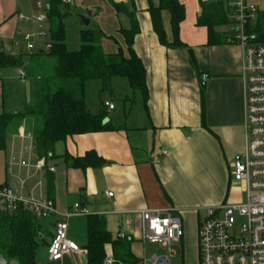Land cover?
I'll list each match as a JSON object with an SVG mask.
<instances>
[{"label": "crops", "instance_id": "crops-1", "mask_svg": "<svg viewBox=\"0 0 264 264\" xmlns=\"http://www.w3.org/2000/svg\"><path fill=\"white\" fill-rule=\"evenodd\" d=\"M88 1L91 7L101 6L109 13L112 33H103L114 41L104 40L102 48L104 53L113 54L123 47L118 29H129L130 17L117 14L108 0ZM178 1L184 7L179 39L186 47L181 49L161 46L153 32L148 8L150 4L157 8L159 0L120 2L138 25L133 51L145 70L147 101L137 98L132 102L131 90L118 94L122 112L106 110L110 131L74 136L57 144L54 157L43 162V169L37 168L40 160L35 156L27 123L8 136L6 149L0 154V185L13 186L25 199L51 202L60 213L70 212L76 204L88 212V216H73L67 221V238L79 251L66 254L59 262L49 261L47 250L55 223L63 219H38L35 264H87L90 217L103 219L112 242L117 244L105 245L106 259L121 255V244L135 260L148 261L160 253L141 241L140 212L147 209L174 210L182 221V240L175 246L170 264H199L197 233L206 211L242 201V187L232 183L230 171L233 157L245 147L243 51L231 43L209 46L207 28L197 27L200 3L216 2ZM73 3L69 0L67 5L75 10ZM29 5L30 0H0V53L20 60L16 67L0 68V115L22 112L33 101L34 83L17 76L19 70L26 72L30 56L44 47L37 43L33 53L25 52L21 36L28 23L18 19V11L21 7L31 13L34 6ZM222 7L226 14L223 3ZM161 21L170 42L167 12L161 13ZM227 27L231 25L218 28V32L230 37ZM20 46L23 51H18ZM201 75L207 76L203 88ZM19 95L24 98L21 111L15 105ZM104 102L111 103L101 101L99 109L89 112L97 114ZM162 151L167 155L157 163ZM90 153L104 164L85 169L74 166L76 159ZM20 183H24L22 189ZM108 193L113 196L106 197ZM120 233L125 240H118Z\"/></svg>", "mask_w": 264, "mask_h": 264}, {"label": "trees", "instance_id": "trees-1", "mask_svg": "<svg viewBox=\"0 0 264 264\" xmlns=\"http://www.w3.org/2000/svg\"><path fill=\"white\" fill-rule=\"evenodd\" d=\"M49 6V52H37L30 56L25 78H34L33 101L24 110L15 114L0 115V154L6 149L9 135L16 133L24 124H28L33 141L35 156L47 162L54 157V148L59 143L74 136L102 133L112 128L108 123L106 108L101 105L97 114L87 108V88L90 82L97 84L98 93H112L111 84L117 79H124L132 92V102L137 98L147 101L145 70L141 61L133 51L135 36L139 33L138 25L126 8L108 0L117 14L130 17L129 29H118L123 47H118L113 54L103 51L104 40L114 41L98 28H83L80 32V47L77 51H69L66 47V29L64 20L70 16L69 7L62 0H45ZM63 7L66 13H61ZM201 13L197 19V27H205L208 31V45L230 44L226 33L218 32V28L228 25L221 0L213 4L200 3ZM170 16L172 40L166 39L161 21V13ZM152 29L161 46L168 49H181L186 46L179 39V26L184 21V7L178 0H159L157 8L151 4L148 8ZM258 34L260 42H264V12L259 16ZM190 59L192 57L190 55ZM20 60L3 56L0 53V68L16 67ZM203 88V86H202ZM204 126V119L202 118ZM104 163L94 153L83 159H76V168L100 167ZM8 187L0 185V189ZM37 219L34 215L17 205L12 211L0 208V255L8 263L35 264V252L38 240ZM105 229L103 219L90 217L87 224V264H104L106 259L104 247L112 244ZM113 245H117L114 244ZM121 255L115 256L116 264H137L127 251L125 245L118 247Z\"/></svg>", "mask_w": 264, "mask_h": 264}, {"label": "built area", "instance_id": "built-area-1", "mask_svg": "<svg viewBox=\"0 0 264 264\" xmlns=\"http://www.w3.org/2000/svg\"><path fill=\"white\" fill-rule=\"evenodd\" d=\"M221 1L228 25L232 27L230 43L240 46L244 55L245 147L233 157L230 171L232 183L242 187L243 199L236 204L226 203L206 211L197 233L198 259L199 264H264V42H260L258 34V20L262 13L247 0ZM62 2L67 4L69 0ZM33 6L39 11L36 16L18 15V19L43 29L44 24H48L49 6L45 0H33ZM21 37L25 52L33 53L37 46L34 35L23 33ZM50 48V44H46L42 50L49 52ZM17 76L21 81L25 79L21 70L17 71ZM206 80L207 76L201 75L200 85L204 86ZM103 105L107 111L114 110L109 102ZM166 155L167 152L162 151L157 163ZM44 167L40 161L37 168ZM48 171L53 172V169ZM23 186L24 183H20L19 189ZM112 196V193L106 194L108 198ZM17 205L31 212L37 220L49 216L63 219L54 225V236L47 250L49 261L59 262L66 254L79 251L78 246L67 238V221L73 216H88L85 209L76 204L70 212L60 213L51 202L25 199L10 187L1 188L0 208L12 211ZM173 211L147 209L140 212L142 243L158 245L161 252L137 264H170L175 255L174 247L183 236L182 221ZM125 239L124 234L118 235V240ZM104 264L116 262L105 259Z\"/></svg>", "mask_w": 264, "mask_h": 264}, {"label": "rangeland", "instance_id": "rangeland-1", "mask_svg": "<svg viewBox=\"0 0 264 264\" xmlns=\"http://www.w3.org/2000/svg\"><path fill=\"white\" fill-rule=\"evenodd\" d=\"M23 1L26 2V0H23ZM70 1L73 2V0H70ZM202 1L216 2L217 0H202ZM248 2L250 4L257 6L260 10H262V8L264 7L263 0H248ZM74 3H76L75 10H73L71 6L68 5V7L70 8L68 12L70 16H68L64 20V25L66 29V47L69 51H77L80 47L79 36H80V32L83 30V26L78 20V15H85V16L88 15V18L91 21L90 28L96 27L98 29H101L102 32H104L105 34L112 33L110 32L112 25H111V19L108 16L109 13L107 14L106 11H104L101 6L91 7V5H89L88 0H74ZM30 5L31 6L33 5V0H30ZM88 8H91V9L88 10ZM99 8L102 9L100 13L97 12ZM31 10H32L31 13H28L20 7V11H18L19 12L18 15H23L24 17L32 18L39 13V11L36 10L34 7ZM60 10H61V13H66L63 7H61ZM23 28H24L23 33H30L34 35L35 40L37 41L38 45L45 46L46 44H49L48 24L45 23L43 29H39L37 24H32V23H29L28 26L27 25L23 26ZM225 30L231 31L232 27H227L225 28ZM41 34L45 35V37L44 38L40 37ZM18 51H23V48L20 46ZM30 81L32 83H35L34 78L30 79ZM14 84L18 86L17 82L16 83L14 82ZM94 86H97V84L94 82H90L87 88L88 89L87 90V97H88L87 103H88L89 111H92V112H94V110L96 111L97 109H99V105L101 101L109 100L111 101V104L114 106V108H116L117 113L122 112V107L120 105V102L118 101V94L128 93L130 90L127 87V83L124 79H117L112 82L111 84L112 93L111 94L109 93L99 94L98 90H96ZM23 99L24 98L21 97V95H19L18 99L15 100V105L18 107L17 108L18 111L22 110L21 103H23ZM116 112L111 113L110 117L115 116L114 114H116ZM149 247L152 248L154 252L160 253L158 245H147V248ZM174 249H176V247Z\"/></svg>", "mask_w": 264, "mask_h": 264}, {"label": "water", "instance_id": "water-1", "mask_svg": "<svg viewBox=\"0 0 264 264\" xmlns=\"http://www.w3.org/2000/svg\"><path fill=\"white\" fill-rule=\"evenodd\" d=\"M78 20L80 21L81 25L83 26V28H88L90 26V19L85 16V15H78ZM107 120H105L103 122V124H106ZM12 189L14 188L13 186L11 187ZM0 264H7L6 260L4 259V257L2 255H0Z\"/></svg>", "mask_w": 264, "mask_h": 264}]
</instances>
